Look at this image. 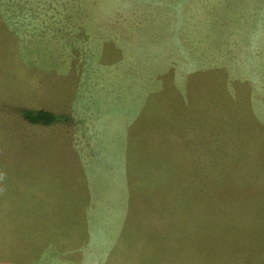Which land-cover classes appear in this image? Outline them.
<instances>
[{
	"label": "rangeland",
	"instance_id": "obj_1",
	"mask_svg": "<svg viewBox=\"0 0 264 264\" xmlns=\"http://www.w3.org/2000/svg\"><path fill=\"white\" fill-rule=\"evenodd\" d=\"M186 170L203 187L180 193ZM109 196L140 233L164 228L144 264H264V0H0V264L59 263L31 254ZM22 212L39 234L24 263Z\"/></svg>",
	"mask_w": 264,
	"mask_h": 264
},
{
	"label": "crops",
	"instance_id": "obj_2",
	"mask_svg": "<svg viewBox=\"0 0 264 264\" xmlns=\"http://www.w3.org/2000/svg\"><path fill=\"white\" fill-rule=\"evenodd\" d=\"M200 160L201 161L204 160L203 157H201ZM161 163L162 162H160L159 167L161 166ZM144 166H146V163H144ZM165 166L166 163H164V167L159 170L160 173H163V184H164V190L166 191V188L170 186H167L168 168L167 167L165 168ZM193 172L197 178L198 177L202 178L203 170L200 171L195 170ZM178 178L179 181L181 180L180 183H182V185L184 184V187L182 191H180V193L186 192V188L190 186V182L195 183L197 188L203 187L205 183L204 180L196 179L194 176L190 177V173L188 170H186L183 173L182 178L180 177ZM108 200L110 203L108 204V208L106 212L104 211L103 214H99L97 211L95 212L92 211L93 213L92 212L88 213L82 221L78 220L79 225L74 228L72 234L61 235L52 242V247L50 250H48L50 251V253H45L42 255L32 253L31 256L51 257L53 258L52 263L60 260V262L56 264H84L86 258L93 257L92 251H86L87 249L86 244L90 241H98V242L107 241L108 243V239L111 237L112 230L114 227H116V222L118 221L119 218L121 219L123 217V224L120 232L122 239H119L117 242H115L117 243V245L113 246V248L111 246L110 250L107 251V256L105 257V259L106 258L107 259L106 262L104 261V264H112V262H110L111 257H114L119 253H132L134 258L133 264H144L140 259H143V257H145L148 253L141 256L140 252L144 251L145 248H147L146 250L154 249L152 244L150 248V242L152 239L158 241V244H160V242L162 241V237L164 236L163 234L164 228L162 227L159 230H156V227H154L153 230H151L149 228L151 224L147 223L145 225V233L144 232L140 233L138 229L139 223H136V219H135L136 216V213L134 211L135 207L130 205L129 208L130 212L127 214L126 217H124L122 216V211L121 210L119 211L118 208L114 207L113 204H115V199L112 200L111 196H109ZM52 201L53 200H51V202ZM165 207H167L166 204ZM23 213L24 212H22V214ZM23 215H25L26 217V215H30V214L24 213ZM34 217L35 214L32 215V218L26 217L27 220H23L24 218L22 217L20 219L21 220L19 227L20 230L15 232L12 231V233L16 234L14 236L18 237L23 245L22 247L23 263L27 259L26 249L28 248V245L30 243H35L39 238L38 233H36V235H33V233L36 230H33L32 225L30 224L34 222L32 220ZM48 220L49 222H51L53 219L48 218ZM44 223H46L45 219H44ZM12 230H14V228H12ZM159 233L161 237L155 238L154 236L158 235ZM136 234L140 235L139 238H135ZM183 234L184 232L181 233V236ZM103 236H106L107 238H103ZM143 242H147V244H144ZM163 249L165 248L163 247ZM27 255L30 256L29 253ZM71 258L73 259L71 260ZM93 264H97V263L94 261Z\"/></svg>",
	"mask_w": 264,
	"mask_h": 264
},
{
	"label": "trees",
	"instance_id": "obj_3",
	"mask_svg": "<svg viewBox=\"0 0 264 264\" xmlns=\"http://www.w3.org/2000/svg\"><path fill=\"white\" fill-rule=\"evenodd\" d=\"M19 113L26 122L42 126H50L62 120L61 115L46 110H29L22 108L19 110Z\"/></svg>",
	"mask_w": 264,
	"mask_h": 264
}]
</instances>
